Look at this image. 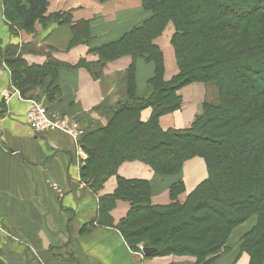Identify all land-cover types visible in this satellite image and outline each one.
Here are the masks:
<instances>
[{"label":"trees","instance_id":"obj_1","mask_svg":"<svg viewBox=\"0 0 264 264\" xmlns=\"http://www.w3.org/2000/svg\"><path fill=\"white\" fill-rule=\"evenodd\" d=\"M141 2L150 15L118 40L96 49L101 64L123 55L132 61L126 70L130 99L116 106L105 125L85 130L81 138L87 154L81 178L96 189L111 175L117 179L112 193L100 198L93 223L110 226L109 210L115 201H127L130 207L117 228L131 248L143 243L154 249L147 256L188 253L206 264L226 247L230 230L256 214L241 248L248 252L249 264H264V0ZM4 4L11 8V13L4 10L10 23L29 32L43 20L48 0ZM62 16L52 13L47 19ZM168 22L174 27L170 42L178 72L166 81L162 52L153 40ZM138 59L153 62L154 75L150 95L136 99ZM8 60L23 65L18 56ZM59 67L49 59L43 66L27 68L32 73L26 77L14 74L13 81L23 92L44 74L55 75ZM191 82L215 85L217 100L205 101L189 127L163 130L158 118L180 107L177 91ZM57 89L49 85L45 96L50 99ZM148 107L150 117L143 121L140 111ZM192 156L204 158L208 175L183 202L176 198L182 190L180 181L169 186L172 202L154 205L146 179L116 174L121 162L135 159L157 175L168 176ZM0 264L5 263L0 259Z\"/></svg>","mask_w":264,"mask_h":264},{"label":"crops","instance_id":"obj_2","mask_svg":"<svg viewBox=\"0 0 264 264\" xmlns=\"http://www.w3.org/2000/svg\"><path fill=\"white\" fill-rule=\"evenodd\" d=\"M52 13L66 15L58 20H48L47 15ZM148 16L141 0H48L43 20L37 21L32 31L21 30L11 35L10 24L3 16L0 0V223L3 221L8 229L14 223L12 217H21L25 219L20 227L22 230L35 231L42 224L45 230L52 233L56 231V218L68 213L64 229L69 233L75 217L82 221L95 213L93 207L96 202L93 203L92 197L88 194L82 197L81 187L84 184L79 170L80 159L84 157L79 154L76 156L78 159H75L76 145L73 138L60 130L35 133L26 122L27 100L37 98L51 113L78 120L86 129L105 125L116 106L130 99L126 70L132 58L123 55L101 64L96 49L118 40ZM172 32L166 37L162 32L153 40L162 52L163 78L166 81L177 72L170 42ZM6 45L15 46L14 53H6ZM167 53L168 57L170 54L168 59ZM12 56H18L23 65L8 60ZM49 59L60 64L55 75L44 74L36 84L22 92L14 83L13 75L20 73L26 77L31 72L28 69L43 66ZM134 75V98H147L153 88V62L138 59ZM49 85L58 88L50 99L45 96ZM6 90L10 91L8 97L3 95ZM14 90L19 91V96ZM177 93L181 97L180 107L158 118L163 130L189 127L195 116L202 112L209 89L202 82H193L183 86ZM150 114L151 108H144L140 111V119L146 121ZM118 175L146 179L150 184V200L154 205L170 202L169 186L178 178L159 177L147 164L135 161L124 162ZM206 176L202 159L194 158L186 162L182 171L185 192L178 199L182 201ZM114 187V179L108 180L105 193L112 192ZM80 207L81 211L78 210ZM129 207L128 202L117 201L111 211L114 220L124 216ZM108 228L101 230L96 227L92 231L94 237L104 233L103 237L108 240L106 251L104 246L102 248L112 257L101 256L107 260L104 264H141V260L123 244L120 233ZM68 236L62 246L69 243L70 233ZM96 241L103 244L102 241ZM50 244L51 241H48ZM67 260L81 264L76 254ZM144 261L146 264H194L193 258L173 255ZM96 264L103 262L97 261ZM209 264L226 263L219 259Z\"/></svg>","mask_w":264,"mask_h":264},{"label":"rangeland","instance_id":"obj_3","mask_svg":"<svg viewBox=\"0 0 264 264\" xmlns=\"http://www.w3.org/2000/svg\"><path fill=\"white\" fill-rule=\"evenodd\" d=\"M2 6H3V16H4L5 20H7L10 24V25H8L9 26V32L11 35H16L18 32H20L23 29L19 28L17 25L11 24L10 21L7 19L4 10L7 9L8 10L7 12L11 13V8L8 5L5 9L4 0H2ZM142 7H143V5H142ZM148 14H149V12H148ZM63 15H66V14L64 13ZM169 29H170V31L172 30L174 32V27H173V24L171 22H168L166 24V26L164 27V29L162 30V32H164L165 37H166V34H168L170 32ZM162 32H161V34H162ZM173 32H172V34H173ZM11 47H10V45H6L4 47L5 52L10 54L12 52ZM169 57H170V54H169ZM169 57H168V53H167L166 58L168 59ZM174 57H175V54H174ZM175 61H176V59H175ZM176 65H177V63H176ZM177 72H178V67H177ZM191 83H193V82H191ZM188 84H190V83H188ZM204 84L209 89V93H208L207 99L205 101H211V102L216 101L217 100V89H216L215 85H213L212 83H208V84L204 83ZM30 99H32V98H30ZM34 99H37V98H34ZM43 105L46 108L47 112L51 113L47 109V107L45 106L44 103H43ZM202 111H203V105H202ZM55 114H57V113H55ZM57 115H59V114H57ZM59 116L65 117L63 115H59ZM65 118H68V117H65ZM195 118H196V116H195ZM68 119H71V118H68ZM71 120H73V119H71ZM80 127L82 129H84V133L82 134V136H83L85 134V130L87 131L88 128L86 129V128L82 127L81 125H80ZM82 136H81V138H82ZM81 138H80V146H81L80 149L81 150L78 149V147H76V153H75V159L76 160L78 159L76 156L79 154L80 155L82 154V156L84 157L83 159H80L81 160L80 161V165H81L80 170H81V167L85 164V161L87 159V154L84 151L82 143H81ZM73 141H74V139H73ZM75 145H76V143H75ZM194 158L202 159V161L204 162V165L206 167V173H207V166H206L204 158H202L200 156H192V157L187 158L183 161L182 166L177 173L172 174V175H168V176H159L158 175L159 177H170V176L171 177H177L178 176L177 181H180L182 183V190L177 194V197H176L177 199H178V196L180 194L185 192L184 184L182 182V171H183L184 164L188 161L193 160ZM134 161L144 163L140 160H135V159L123 161L117 166L116 174H118V170L124 162H134ZM144 164H146V163H144ZM148 166L153 170V168L150 165H148ZM80 170H79V172H80ZM153 172H154V170H153ZM154 173L157 175L156 172H154ZM207 175H208V173H207ZM206 178H207V176H206ZM80 179L84 184L81 187L82 188V190H81L82 191L81 192L82 197L89 195L94 200L93 203L96 202V204L94 203L95 206L93 207L95 209V213L93 214V216L90 217L89 219H84L82 221H80L79 218L75 217V220L73 222H71L70 227H69V229H70L69 233H70L71 237H70L69 243L66 246H62V245L69 238V236H68L69 233H67L64 229L65 219H66V217H68V213L66 215L62 214L61 217L56 218V221L58 222V223H55V226H54L55 227L54 229H56V231L55 232L52 231V233L49 232L48 230H45V227L42 224H39L37 226L38 227L36 229L37 231L36 230L35 231L30 230V229L28 231L22 230L20 227H22V223L25 222V219L21 218V217H12L14 223L11 226V228H9V229L7 226H5L4 222L2 221V223H0V259L5 264H75L74 262H70L67 260V259H70L72 257V255L74 256L75 254L80 259L81 264H96L97 261H99L100 263L103 262V264H104L107 262V260L102 259L101 256L112 257V254H110L108 256L105 252L106 248L108 247L107 246L108 240H107V238L103 237L105 234L102 233L100 236L94 237L95 235H94V232H92V231H94L93 229L96 227L101 228V230H102V228L103 229H106V228L109 229L108 227H110V229L111 228L116 229L120 233V229L117 228L119 225L118 223H119L120 219L123 218L125 215L122 216L119 220H114V218L111 215V211L114 209L117 201H124V200H116L114 206L109 210V215L112 217V223L110 226L96 224L95 222L93 223L95 217H97V215H98L100 198L103 197V195H105V194H109V193H105L106 183L108 180L114 179L115 186H116V183H117L116 176L115 175L109 176L107 178V180L104 182V184L102 186H99L98 189L91 188L88 185V183H86L85 180H83L81 178V176H80ZM110 193H112V192H110ZM188 194L184 197V199H181L182 201H180L179 199H178V201L183 202L187 198ZM169 196H170V192H169ZM170 202H172L171 198H170ZM78 210L81 211V207ZM256 220H257V215L252 214L245 221L234 226L230 230V233H229L228 238L226 240V247L222 248L214 257L209 256V257H213V259H211L206 264H209V263L214 262L215 260H219V259H221V262H223V263L225 262L226 264H249V254H248V252L242 250V248H241V244H242L241 241L242 240L241 239H242L243 234L246 231H248L256 223ZM40 223H43V222L41 221ZM120 236H121V238H123V241H124L123 244L126 245V248L133 255L138 257L139 261L141 260V264H146V262L144 261L146 259H150V258H154V257H163V256H168V255L193 258L194 264H200V262H201V260L197 259L196 256H194L192 254H188V253H181V254L168 253L165 255L147 256L144 254V252L142 250V254H140L139 246L140 245L143 246V243H137L136 248H131V245L128 243V241L124 237V235L122 233H120ZM96 240L102 241L103 244H101V243L98 244ZM48 241H51L50 245H48ZM59 246H62V247L59 248ZM102 246L105 247V251L102 248ZM143 248H144V246H143ZM118 252L120 253L119 249H118ZM206 259H208V257Z\"/></svg>","mask_w":264,"mask_h":264},{"label":"built area","instance_id":"obj_4","mask_svg":"<svg viewBox=\"0 0 264 264\" xmlns=\"http://www.w3.org/2000/svg\"><path fill=\"white\" fill-rule=\"evenodd\" d=\"M14 92L19 96L18 90H14ZM9 94L10 91L3 92L5 97H8ZM26 122L37 134H45L51 130H60L67 133L73 137L76 147L78 149L81 147L80 138L84 133V129L80 127L79 121L61 117L55 113H48L43 103L38 99L27 100ZM139 250L142 254L143 246L140 245Z\"/></svg>","mask_w":264,"mask_h":264},{"label":"water","instance_id":"obj_5","mask_svg":"<svg viewBox=\"0 0 264 264\" xmlns=\"http://www.w3.org/2000/svg\"><path fill=\"white\" fill-rule=\"evenodd\" d=\"M154 249L150 247H144L143 252L145 255H148L150 252H152Z\"/></svg>","mask_w":264,"mask_h":264}]
</instances>
